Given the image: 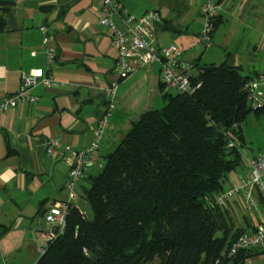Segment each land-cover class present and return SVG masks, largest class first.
Listing matches in <instances>:
<instances>
[{
  "label": "crops",
  "instance_id": "obj_1",
  "mask_svg": "<svg viewBox=\"0 0 264 264\" xmlns=\"http://www.w3.org/2000/svg\"><path fill=\"white\" fill-rule=\"evenodd\" d=\"M101 1L0 0V8L2 5L8 7L4 12L5 27L0 32V98L19 87L22 73L42 68L54 78L50 87L37 84L30 90L31 94L39 97L35 104L18 105L0 113V253L4 254L13 246L14 250H23L25 255L31 256V264L40 255L36 236L44 229L43 213L52 202L67 197L64 182L71 158L65 146L76 150L89 146L97 118L105 110L107 97L104 90L113 77L116 49L109 30L97 19ZM118 1L135 16L148 10L160 14L162 22L153 32L156 49L174 45L181 51L183 61L219 63L218 59L208 57L200 47L203 44L199 38L200 30L191 33L185 20L182 21L184 25L175 23L174 13L178 16L188 12L190 2H195L200 15L206 0H148L149 9L138 8L136 0ZM222 1L216 0L218 15L224 22L220 9ZM233 1L238 4L240 0ZM253 1L247 0L243 9L237 10L235 16L239 21H242ZM165 20L170 21V29L163 27ZM114 21L118 27H124L119 16L115 15ZM260 23L261 20L251 26L246 25L253 30H263ZM214 32L210 46L203 44L204 48L212 53L215 39L217 45L214 47L222 53L230 46V41H219ZM45 35L49 38L46 45L43 43ZM250 41L251 35L245 41L244 51ZM263 45L264 39L261 50ZM45 47L53 48L54 63L50 66ZM252 49L257 51V42ZM32 51L34 55H31ZM252 54L245 56L244 69L246 74L254 77L264 73V68L261 65L256 67ZM227 60L224 58L221 62L228 63ZM191 73H195V68ZM160 83L156 62L137 68L119 82L114 108L99 141L100 161L115 148L132 119L164 104L159 91ZM48 146H51L50 153L47 152ZM101 166H91L87 170L86 176L77 184L78 196L88 185L87 177L95 175ZM231 185H225V188ZM258 191L264 195V189ZM256 194L254 192L255 198ZM86 208L85 201V214ZM240 208L245 219L241 226L263 219L262 212L252 216L245 213L240 199L230 204L229 216Z\"/></svg>",
  "mask_w": 264,
  "mask_h": 264
},
{
  "label": "trees",
  "instance_id": "obj_2",
  "mask_svg": "<svg viewBox=\"0 0 264 264\" xmlns=\"http://www.w3.org/2000/svg\"><path fill=\"white\" fill-rule=\"evenodd\" d=\"M7 10L0 8V32ZM221 23L217 14L211 35ZM171 26L164 21V28ZM193 68L191 79L199 87L173 94L159 84L162 107L132 119L98 172L87 177L79 196L90 218L73 204L64 231L34 264H246L264 255L245 249L226 256L249 224L235 227L228 210L208 203L226 189L227 174L242 161L246 117L264 113V106L249 105L244 90L264 73L252 77L226 61ZM256 192L264 216V195Z\"/></svg>",
  "mask_w": 264,
  "mask_h": 264
},
{
  "label": "built area",
  "instance_id": "obj_3",
  "mask_svg": "<svg viewBox=\"0 0 264 264\" xmlns=\"http://www.w3.org/2000/svg\"><path fill=\"white\" fill-rule=\"evenodd\" d=\"M218 12L219 7L216 0H206L201 7L204 22L199 38L206 47L211 44L212 21ZM115 15L122 18L124 27H118L115 23ZM97 19L109 30L112 44L116 49L113 77L104 90L107 97L106 106L103 113L97 118L89 146L82 150L65 146V150L71 158L67 178L64 182L67 197L65 200L52 202L43 213V221L47 228L39 231L36 236L39 254L44 252L49 241L64 231L66 218L79 197L76 190L78 182L86 176L87 170L91 166H101L99 141L114 108L119 82L137 68L150 62H156L159 68L160 82L169 92L173 94L192 93L200 85L192 82L193 64L191 61H183L180 58L182 53L176 46L169 45L161 49H156L153 46V32L156 26L162 22L157 11L148 10L140 16H135L128 13L118 0H102L97 11ZM48 42L49 38L45 35L43 43L46 45ZM45 52L48 66H50L54 63L53 48L45 47ZM34 54L35 52L32 51L31 55ZM53 82L52 74L42 68L22 73L19 87L13 93L0 98V113L18 105L35 104L39 97L31 94L30 90L37 84L50 87ZM259 83H264V77L261 75L252 78L244 85L249 105L252 108L264 106V91L259 89ZM47 152H51V146H48ZM249 164L251 168L249 173L240 178L237 185L212 196L208 202L210 207L228 210L233 201L240 199L245 213L250 215L258 212L259 207L254 192L257 189H264V149L257 153ZM237 226L240 224L235 225V227ZM55 229L56 233H53ZM245 249L264 250V216L260 222L249 224L243 232L237 235L230 244L226 256H232Z\"/></svg>",
  "mask_w": 264,
  "mask_h": 264
},
{
  "label": "rangeland",
  "instance_id": "obj_4",
  "mask_svg": "<svg viewBox=\"0 0 264 264\" xmlns=\"http://www.w3.org/2000/svg\"><path fill=\"white\" fill-rule=\"evenodd\" d=\"M183 1L187 2V0ZM199 1L201 0H197V2ZM136 2L138 4V8L149 9V6L147 5H149L150 2H148V0H136ZM246 2L247 0H240L237 4L233 0H223L220 4V9L224 16V22H222L215 30L214 36L217 35L219 41H230V46L228 48H226L221 53L219 49H215L214 46L215 44L217 45V42L214 39L213 45L211 47V49H214V51L212 53H209L210 51H208V48H204V45L200 44L203 52L205 54L207 52L208 57L210 56L213 59H218L217 61H219V63L224 58H227L228 63L241 65L243 67L242 72L244 74H246L244 69V59L245 56L250 55L251 53H253L252 55L255 57L256 67H259V65H261V67L264 68V45L261 50V43L264 39V0H254L253 5L250 7L248 12L244 13V15L242 16V21H239L235 14L238 9H243ZM174 16L176 17L175 23L177 24L181 25L183 24L182 21L185 20L186 25L188 26L191 33H195L198 30H200L201 32L203 28L204 18L201 13L199 15L198 6H196L195 2H190V9L188 10V12L185 11V13L182 15H180L179 13L178 16L176 15V13H174ZM260 20V25L262 26L263 30H253L251 29V27L246 25L250 24L251 26L255 21L259 22ZM243 23L244 25H242ZM250 35L251 43L249 47L244 51L245 41L249 39ZM256 42L258 43V49L257 51H253L252 46ZM258 86L260 90L264 91V83H259ZM160 107H162V105L158 108ZM242 129L244 134V144L240 147L242 161L235 170L227 174L225 185L227 186L231 183L232 185L229 187L237 185L238 178L248 174V172L250 171L249 161L255 154L264 149V113L258 116H255L253 112L249 113V115L245 119V122L242 124ZM259 212L260 211L258 210L257 213ZM86 213L87 217L90 218L91 211L89 206H87L86 208ZM250 215L252 216L253 214ZM230 216L232 220H234L235 225H239L241 222L244 223L245 221V219L243 220L242 217L243 215L241 208L235 214H231ZM43 228H47V225L44 221ZM30 259L31 256L25 255L23 250H14L13 246L12 248L6 250L4 254L0 253V264H31ZM246 264H264V255L259 254L257 256L251 257L246 261Z\"/></svg>",
  "mask_w": 264,
  "mask_h": 264
},
{
  "label": "water",
  "instance_id": "obj_5",
  "mask_svg": "<svg viewBox=\"0 0 264 264\" xmlns=\"http://www.w3.org/2000/svg\"><path fill=\"white\" fill-rule=\"evenodd\" d=\"M76 207L79 209V211L83 214V217L88 220L86 214H85V200L81 197H79L77 200H76ZM53 233H56V229L54 230ZM87 254L90 255V252L87 251ZM92 260L93 261H96V257L92 256Z\"/></svg>",
  "mask_w": 264,
  "mask_h": 264
}]
</instances>
